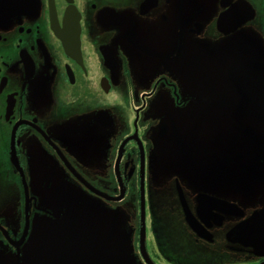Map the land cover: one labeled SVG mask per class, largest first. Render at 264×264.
Masks as SVG:
<instances>
[{
	"label": "flooded vegetation",
	"instance_id": "flooded-vegetation-1",
	"mask_svg": "<svg viewBox=\"0 0 264 264\" xmlns=\"http://www.w3.org/2000/svg\"><path fill=\"white\" fill-rule=\"evenodd\" d=\"M0 170L28 224L49 223L70 184L101 209L124 204L133 179L136 216L110 238L121 206L71 217L92 249L48 251L53 262H169L172 240H144L156 203L191 244L179 264H264V0H0Z\"/></svg>",
	"mask_w": 264,
	"mask_h": 264
},
{
	"label": "rangeland",
	"instance_id": "rangeland-1",
	"mask_svg": "<svg viewBox=\"0 0 264 264\" xmlns=\"http://www.w3.org/2000/svg\"><path fill=\"white\" fill-rule=\"evenodd\" d=\"M193 122L197 123L198 119ZM144 147L147 153V146L144 145ZM129 148L130 147L127 146L126 149ZM110 158H112V156H110ZM164 165L165 164L158 166L154 163L153 169H163L165 168ZM192 172H195L194 169L189 167V174ZM82 177L95 187L96 184L100 183V179L107 181L106 174L102 176L95 173L83 174ZM127 178H129L128 183L131 186H128V192L124 204L120 203L118 205L121 206L119 207L121 210L118 215V217H120V223L121 218L136 216V211H131L130 209V206H132L133 203L135 204V184L133 179L130 177ZM110 181H112L111 178L109 179V183ZM160 183L161 181L157 180V184L160 185ZM110 184L109 186L112 187ZM10 185V179L6 177L5 171L0 170V264H60L59 260L52 261L54 255L49 254L48 251L58 255V252L73 249H82L83 251L87 249L90 250L92 249V246L90 245L79 247V245L76 244V238L78 236L84 237L83 234L77 233L82 232L86 228V225L79 224L77 220L72 221L71 217L81 218L82 221L80 222L83 224H86L88 219H91L93 222H100L107 217L109 219L112 216L113 210L118 207L115 204L110 203L107 208L101 207V209H96L92 206L94 201L93 198L84 195L81 191L70 184V187L64 188V191H62L63 195L59 199L63 201L64 204H49L47 212L43 213L45 218L52 217V220L49 223L32 221L28 224L25 220L23 221V209L21 206H16L15 204L13 193L15 192L18 194V192L10 187ZM14 188H16V186ZM109 191L111 194V188H109ZM155 204L151 206V211L147 213L144 240L146 244L148 243L150 247L154 249L156 248L155 243H158L160 249L164 251L170 250L169 247H165V243L167 240H172V242L168 244L172 246L170 252L171 260L169 262H166L165 260L160 261L161 264H179L178 258L182 254L192 252L191 244L188 241V237L186 238L183 235L180 225L181 221L178 218L179 215L175 211L170 213L167 209L168 205H162L163 207H160L158 204L155 206ZM43 211H45V208ZM154 217H167V219L170 217L171 223L157 224L154 221ZM152 221L155 223H151ZM163 221L165 220L163 219ZM163 221H159V223ZM38 224L41 225V231L39 232L37 231ZM150 227L152 229L156 228V236L151 234ZM75 234L77 235L75 236ZM126 234L127 233L123 234L124 238L126 237ZM67 240L71 241L72 244ZM73 240H75L76 245L73 243ZM180 241H183L184 243H179ZM50 242L54 243L49 244ZM96 248L98 252H101V249L100 247H97V244L94 249ZM203 248L207 250L213 249L211 246H203ZM128 255L129 257L121 254L116 257L112 255V260L116 261L115 264H129L130 262L127 258L131 259V252ZM84 258H86L85 255ZM97 258V260H101L102 264H111V260L105 261L104 255H98ZM73 259L79 260L74 256L65 259V263L77 264ZM106 259H109V257ZM81 264H90V261L86 259L85 262Z\"/></svg>",
	"mask_w": 264,
	"mask_h": 264
},
{
	"label": "water",
	"instance_id": "water-1",
	"mask_svg": "<svg viewBox=\"0 0 264 264\" xmlns=\"http://www.w3.org/2000/svg\"><path fill=\"white\" fill-rule=\"evenodd\" d=\"M223 17H227V18L229 19V14H228V12L225 13V14L223 15ZM183 202H184V201H183ZM183 208H184V212H185L186 216L188 215V217H189L188 211H187V209H185V206H184V205H183ZM117 218H118V216H117V214L115 213V214L112 216V221H111L110 228H109V231H108L109 238H110L112 235H114V233H115V230H116L115 227H116ZM189 225L193 228L194 231H196L197 233H199L198 230L196 229V226H195V225L193 226L192 222H189Z\"/></svg>",
	"mask_w": 264,
	"mask_h": 264
}]
</instances>
